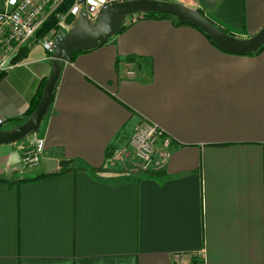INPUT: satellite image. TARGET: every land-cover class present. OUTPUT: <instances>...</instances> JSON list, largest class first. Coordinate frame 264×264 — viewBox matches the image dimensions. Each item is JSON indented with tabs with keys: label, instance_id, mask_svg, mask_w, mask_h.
<instances>
[{
	"label": "crops",
	"instance_id": "0c3cea01",
	"mask_svg": "<svg viewBox=\"0 0 264 264\" xmlns=\"http://www.w3.org/2000/svg\"><path fill=\"white\" fill-rule=\"evenodd\" d=\"M156 1L241 39L264 26V0ZM52 66L35 46L4 73L0 130ZM141 121L171 141L151 177L110 162ZM36 136L40 162L21 173L32 135L0 145V264H264V50L227 53L192 27L138 18L63 64ZM62 160L65 173L35 180Z\"/></svg>",
	"mask_w": 264,
	"mask_h": 264
},
{
	"label": "built area",
	"instance_id": "2783aa9c",
	"mask_svg": "<svg viewBox=\"0 0 264 264\" xmlns=\"http://www.w3.org/2000/svg\"><path fill=\"white\" fill-rule=\"evenodd\" d=\"M66 0H0V74L12 69L13 59L25 48L40 46L50 56L57 45L73 27L79 17L95 25L104 8L128 0H72L64 11L58 9ZM55 27L44 37L37 39L36 33L49 19ZM131 19V20H130ZM126 20L132 23L138 17ZM125 76L135 77L132 65L125 66ZM3 122L0 121V125ZM30 146L23 148L22 158L16 171L23 172L36 166L44 151V141L32 134ZM171 141L156 126L146 121L139 122L128 142L114 155L111 167L120 164L122 170L135 174L159 172L169 157ZM181 255H175L179 261ZM206 264V263H205Z\"/></svg>",
	"mask_w": 264,
	"mask_h": 264
},
{
	"label": "water",
	"instance_id": "95a60500",
	"mask_svg": "<svg viewBox=\"0 0 264 264\" xmlns=\"http://www.w3.org/2000/svg\"><path fill=\"white\" fill-rule=\"evenodd\" d=\"M147 14L173 17L177 22H188L209 36L212 43L224 52L236 55L254 54L264 46V26L249 38L229 36L209 21L199 9H191L179 3L156 0H128L107 6L95 25H90L83 17L77 19L65 37L55 46L51 58L53 66L35 111L23 124L10 130H0V145L20 142L38 133L46 116L52 94L61 71V64H69L73 54L94 50L113 38L123 23L129 18H142ZM71 160L59 161V170L66 169Z\"/></svg>",
	"mask_w": 264,
	"mask_h": 264
},
{
	"label": "trees",
	"instance_id": "16d2710c",
	"mask_svg": "<svg viewBox=\"0 0 264 264\" xmlns=\"http://www.w3.org/2000/svg\"><path fill=\"white\" fill-rule=\"evenodd\" d=\"M71 2L72 0H66L65 3L58 9V11H64L66 10L70 5H71ZM144 19H170V20H173L175 21V24L177 26H189V27H192L194 29H196L198 32H200L208 41L209 43H211V45L215 46L216 45L214 43L211 42L209 36H207L206 34H204L199 28H197L196 26L188 23V22H177V20L173 17H169V16H163V15H155V14H147V15H144L143 16ZM130 19V18H129ZM128 20V19H127ZM131 20V19H130ZM209 20V19H208ZM210 21V20H209ZM212 22V21H211ZM213 23V22H212ZM130 23H128L127 21H125L123 23V25L121 26L119 33H122L123 31H125L128 26H129ZM214 24V23H213ZM215 25V24H214ZM216 26V25H215ZM55 27V20L51 17L49 18L42 26L41 28L38 30V32L36 33V38L37 39H40L42 37H44L51 29H53ZM218 27V26H216ZM219 28V27H218ZM220 29V28H219ZM222 32H224L225 34L229 35V36H233L234 35H231V34H228L226 33L224 30L220 29ZM217 48V47H216ZM264 50V46L262 48H260L259 51H257L255 54H258L260 52H262ZM28 53V49H21L19 54L13 59V62H20L22 61V59L26 56V54ZM77 53H81V52H76L74 53L73 55L77 54ZM73 58V57H72ZM63 64H61V68H62ZM4 74H0V79L3 77ZM46 84V81H42L41 84L39 85V88L37 90V93L36 95L33 97V99L31 100V103L29 105V108L28 110L26 111V113L24 114V116L20 119H17L14 121L15 125L16 126H19L21 124H23L25 121L28 120V118L32 115V113L35 111L37 105L39 104L40 102V99H41V96H42V93H43V89H44V86ZM54 91H55V88H54ZM54 91H53V94H52V98H51V102H50V106H51V103L53 101V98H54ZM50 106H49V109H50ZM48 109V111H49ZM142 122V121H141ZM109 158L111 157L110 154L108 155ZM67 170L64 169V170H58L56 173H53V174H49V175H46V176H42V177H38L36 178L35 180L37 179H42V178H52V177H55V176H58V175H61L63 173H65ZM99 173H104L106 172L105 169H101L100 171H97ZM140 176H145V177H151V176H154L158 173H155V172H146V173H138ZM17 184V183H16Z\"/></svg>",
	"mask_w": 264,
	"mask_h": 264
},
{
	"label": "rangeland",
	"instance_id": "374dc122",
	"mask_svg": "<svg viewBox=\"0 0 264 264\" xmlns=\"http://www.w3.org/2000/svg\"><path fill=\"white\" fill-rule=\"evenodd\" d=\"M27 138H28V137H27ZM27 138H25V139H23V140H26ZM123 171H124V170H123ZM125 172H126V171H125ZM119 174H121V173H118V175H119ZM122 174L124 175L125 173H122Z\"/></svg>",
	"mask_w": 264,
	"mask_h": 264
}]
</instances>
